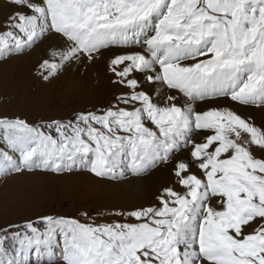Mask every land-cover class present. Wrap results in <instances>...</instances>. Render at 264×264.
I'll return each mask as SVG.
<instances>
[{"label":"snow or ice","instance_id":"obj_1","mask_svg":"<svg viewBox=\"0 0 264 264\" xmlns=\"http://www.w3.org/2000/svg\"><path fill=\"white\" fill-rule=\"evenodd\" d=\"M0 66L48 40V82L104 63L107 106L0 115V177L86 170L149 182L124 222L0 225V264H264V0H5Z\"/></svg>","mask_w":264,"mask_h":264},{"label":"rangeland","instance_id":"obj_2","mask_svg":"<svg viewBox=\"0 0 264 264\" xmlns=\"http://www.w3.org/2000/svg\"><path fill=\"white\" fill-rule=\"evenodd\" d=\"M42 59H34L31 66L26 64V60L25 68H18L19 65H16L15 68L12 67L14 71L11 70L12 68L0 66V115H19L32 123L54 118L67 120L77 112L107 106L117 92V89L106 81L103 85L93 86L91 90H95L97 94L91 97L72 95L70 91L78 88L77 85L66 82L60 73L48 82H44L37 75L38 63ZM63 81L68 87H64ZM248 111L253 114V110L248 109ZM83 171L89 174L86 170ZM83 171L77 170L59 175L36 171L0 177V225L10 221L21 222L28 218L35 220L47 214H59L83 221L85 212L96 223L124 222L114 213L129 207H117L103 202L104 195L101 192L84 191L85 185L74 186L79 183L74 179L71 181V178L80 175ZM38 175L41 177L39 178ZM76 179L78 180V177ZM100 180L102 179H99V183Z\"/></svg>","mask_w":264,"mask_h":264},{"label":"bare ground","instance_id":"obj_3","mask_svg":"<svg viewBox=\"0 0 264 264\" xmlns=\"http://www.w3.org/2000/svg\"><path fill=\"white\" fill-rule=\"evenodd\" d=\"M6 12H7V5L5 3V0H0V20L4 17V14ZM62 43L63 41H61L60 39L54 38L52 40H48L41 46L34 48L25 55L11 58L9 61H7L4 64V66L1 67L11 69L16 65H19L17 66L18 68H25L26 64L31 66L33 64L34 59L36 60L42 59L48 56L50 51L49 45L55 46ZM26 60L27 62L25 64L24 61ZM14 68H12L11 70L14 71L13 70ZM60 74L63 76L62 78H64V80L69 84L77 85L78 88H73V89L71 88L72 91H70L71 92L70 94L72 95L77 94L78 96L88 95V97H91L92 95L97 94L95 90H91L94 88L93 87L94 85L97 84L103 85L106 83V81H109V74L106 72L103 62H101L96 66H88L87 68L81 66L80 64L73 63L66 66L60 72ZM63 85H64V81H63ZM64 87H68V86L64 85ZM92 99L94 98L92 97ZM252 116L254 117L255 122L257 120L258 125L264 124V111H261L260 109H255L253 111ZM81 174L75 175L74 178L73 177L71 178V181L74 179V181H78L79 183V184L74 183L75 184L74 186L81 187L85 185V187L83 188L84 191L95 190L101 192L102 195H104L102 197L103 202H106L108 204L117 207H122V206L130 207L141 202H146L149 199V190L150 189L154 190V186L152 185L151 182H149L148 187H145L142 182L134 186L132 184H129L125 179L114 180L109 178L107 181H104V179H102L100 180L101 183H99L98 182L99 179L93 178L85 171H83V173ZM43 175L45 176V174H42V176ZM40 177L41 176H39V178ZM77 177L78 180L76 179ZM79 178H81L82 180ZM71 181L70 184L72 185Z\"/></svg>","mask_w":264,"mask_h":264}]
</instances>
